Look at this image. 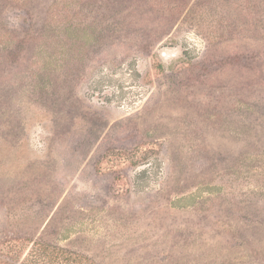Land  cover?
Here are the masks:
<instances>
[{
    "label": "rangeland",
    "instance_id": "374dc122",
    "mask_svg": "<svg viewBox=\"0 0 264 264\" xmlns=\"http://www.w3.org/2000/svg\"><path fill=\"white\" fill-rule=\"evenodd\" d=\"M17 241L264 264V0H0V254Z\"/></svg>",
    "mask_w": 264,
    "mask_h": 264
},
{
    "label": "trees",
    "instance_id": "16d2710c",
    "mask_svg": "<svg viewBox=\"0 0 264 264\" xmlns=\"http://www.w3.org/2000/svg\"><path fill=\"white\" fill-rule=\"evenodd\" d=\"M8 244L1 249L0 264H93L85 256L50 244Z\"/></svg>",
    "mask_w": 264,
    "mask_h": 264
}]
</instances>
